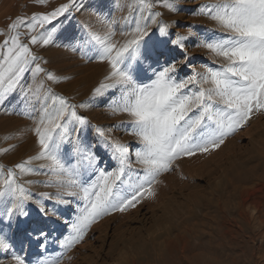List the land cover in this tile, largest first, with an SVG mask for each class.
Wrapping results in <instances>:
<instances>
[{
  "label": "snow or ice",
  "instance_id": "snow-or-ice-1",
  "mask_svg": "<svg viewBox=\"0 0 264 264\" xmlns=\"http://www.w3.org/2000/svg\"><path fill=\"white\" fill-rule=\"evenodd\" d=\"M33 3L45 10L12 19L0 41V107L16 97L23 105L17 114L31 122L37 145V151L20 162L0 163V221L12 223L28 216L30 202L48 215L56 210H49L46 200L54 198L57 205L67 206L70 198L80 199L83 207L69 235L60 241L62 251L39 261L61 264L71 259L68 250L83 241L94 220L153 196L161 174L173 171L181 157L220 148L251 117L264 114V0H211L198 5L193 15L205 16L214 25L200 37L193 31L195 25L173 36L171 29L178 22L160 19L162 13L155 9L179 11L178 0H131L127 14L99 18L97 30L83 26V38L71 51L79 52L85 62L107 64L108 71L92 88L89 100L116 93L108 103L111 115L126 118L110 127L91 125L80 114L78 109L88 107V101L73 103L48 86L65 77L46 68L47 61L33 47L55 43L57 22L78 10L81 0H66L50 10L49 0ZM115 7L122 10L124 5L116 0ZM153 26L167 38L171 46L167 52L158 53L148 45ZM192 38H197V48L207 50L211 63L198 67L189 63L187 42ZM160 55L166 58L161 61ZM184 68L188 73L182 76ZM89 127L92 143L86 139ZM114 129L124 131L135 144L116 138ZM98 149L108 154L114 166H101ZM26 176L46 179H23ZM32 184L55 192H40L34 199L36 194L27 187ZM47 236L40 231L36 238ZM40 247L46 249V244ZM10 249L0 231V251ZM11 260L26 264L15 253Z\"/></svg>",
  "mask_w": 264,
  "mask_h": 264
},
{
  "label": "rangeland",
  "instance_id": "rangeland-1",
  "mask_svg": "<svg viewBox=\"0 0 264 264\" xmlns=\"http://www.w3.org/2000/svg\"><path fill=\"white\" fill-rule=\"evenodd\" d=\"M64 2H66V0H49L48 10ZM115 2L116 0H81L82 6H78V10H74L69 16L57 22L56 26L58 28V33L55 37V43L45 47L33 46L34 50H37L39 55L47 61L44 65L46 68L53 71L58 76L65 77L58 80L56 83L48 82V86L53 88L55 92L69 97L73 103L88 101L89 106L80 108L78 111L80 114L87 117L91 125H100L103 127H110L118 120L126 118L123 114L111 115L108 103L112 97L116 95L114 92H110L105 97L89 100L92 88L95 87L106 74L108 66L106 63L96 60L85 62L81 58L79 52L71 51V46L77 40L83 38V26L86 25L92 30H97L101 28L99 18L104 16L111 18L112 15L122 16L127 14V4L131 2V0H121V3L124 5L122 10H117ZM207 2L210 1L178 0L177 7L179 11L173 12L162 7H157L155 10L162 13L160 19L165 23L172 21L178 22L171 29L173 36L176 32H186L188 26L195 25L196 27L193 28V31L200 37L206 33L207 29L214 27V25H210L211 21L207 17L193 15V13L197 11L198 5ZM42 10L45 9L36 6L33 0H0V41L5 38L7 25L12 19L19 15L28 16L34 11ZM117 39H119V36H117ZM146 39L148 45L152 46L158 53L167 52L171 47L167 42V38L159 36L158 29H156L155 26H153L151 35ZM196 42L197 38L190 39L187 42V51L192 57L189 63L192 66L198 67L202 63H209V53L205 49L197 48L195 46ZM178 51V49L174 50V52ZM165 58V55L159 56L161 61ZM175 58L180 59L182 57L176 55ZM187 73L188 69L184 68L181 70L180 74L183 76ZM22 107V104L16 102L15 96L0 107V163L8 166L26 159L37 151L35 137L30 131L31 122L23 115L17 114ZM261 122L264 123V118H262ZM248 127L249 125H246L240 129L242 133H240L241 140L238 137L237 139L239 142L237 139L234 141L236 145L235 150H257L258 148L259 150H264V142L263 144L261 143V145H263L262 147L260 143H249L251 142L248 139L249 136L243 133L245 131L244 128L246 129ZM113 135L120 140L130 141L132 144H135V141L120 129H114ZM229 137L231 139L233 136L230 135ZM86 139L89 143L94 142L91 127H89L87 131ZM12 145H14V147L10 148L9 151H2ZM97 151L101 156L102 167L107 165L111 168L114 166L113 162L107 157V153L102 149H98ZM33 163L39 164L42 163V161H35ZM170 172H167V175L165 173L161 175H165L163 178L167 180L170 178ZM23 179L44 180L46 177L26 176L23 177ZM251 183L252 182L246 186V188L248 187V193L245 197L247 196L246 199L252 202L253 205H256V202L259 203L262 200L264 201V188L259 185H252L253 183ZM189 185H193L192 187L194 190L191 189V191H195V189L198 190V187L199 190L202 189L206 183L204 179L200 178L191 182V184L189 183ZM27 187L36 194L34 195V199H39L38 194L40 192H55L54 188H47L43 184H32ZM170 187L169 189L171 191L172 184H170ZM253 189L254 193H252ZM224 190L223 197L227 198L231 191L229 187H226ZM224 192L226 194L225 196ZM226 192L229 193L227 194ZM236 197L239 198L238 193ZM153 198L152 196H145L140 199L135 207H129L124 210L125 212H110L94 220L89 225L83 241L68 250L67 256H70L71 259L65 258L61 261V264H117L118 261H116L117 259L115 258H118L117 256L122 252H127V254L128 252H130V254L136 252L138 253V259L144 262V257L148 256L149 253L150 255L153 252L155 253L156 250L154 249H156V246H158L163 239L159 234L163 225L166 226L162 218H170L171 213L178 210L176 207L177 203H174L170 207L171 210L166 208L165 212L164 208H162L165 200ZM70 199L72 202L67 206L57 205L54 198L45 201V206L49 210L55 209L57 211L56 214L49 211L48 215H44L39 211L35 203L30 202L26 207L29 213L28 216L18 217L12 223L0 221V231L7 236L8 242L11 244V249L7 253L0 251V260H3L4 264H14L11 260V255L15 253L23 257L26 264H39L42 257L52 256L62 251L60 248V241L63 240L65 236L69 235L70 225L74 217L78 214L79 208L83 207V202L80 199ZM244 209H246V213L247 210L249 211L247 207ZM246 213L244 212V217L249 218ZM234 217L237 219V224L242 223L239 212H236ZM249 219L247 221L250 226L249 224L246 226L241 224L244 229L242 237H244V239L246 238L245 240L247 241H251V239L248 240V235H252L255 238L256 235L254 234L258 233L257 231H251L253 221ZM40 231L48 233L46 240L44 238H36ZM154 237L155 239H153ZM156 237L158 238L156 239ZM40 244H46V249H42ZM120 249H122V252H120Z\"/></svg>",
  "mask_w": 264,
  "mask_h": 264
},
{
  "label": "bare ground",
  "instance_id": "bare-ground-1",
  "mask_svg": "<svg viewBox=\"0 0 264 264\" xmlns=\"http://www.w3.org/2000/svg\"><path fill=\"white\" fill-rule=\"evenodd\" d=\"M210 25H213L212 21ZM208 60L211 63L209 55ZM262 118L264 114L257 113L246 124L249 127L244 128L243 133L249 136V143L263 144ZM240 133L238 129L231 139L228 136L220 148L209 153L181 157L175 163L174 171L170 172L169 179H164L165 175L159 177L160 182L155 186L152 197L165 200L164 211L166 208L171 210L174 203H177L178 210L171 213L170 218H162L166 226L163 225L158 233L163 239L154 249L155 253H151L152 256L150 253L145 256V253L143 262L138 259V253L127 254L120 249L123 254L119 253L115 258L117 264H264V201L253 205L245 197L248 193L246 186L250 182L264 188V150H235L234 141L238 137L241 140ZM200 178L205 180L206 185L191 191L194 189L189 183ZM226 187L231 191L226 192L230 194L227 198L223 197ZM246 207L249 209L247 213ZM236 212L242 218L241 224L248 225L249 218L253 221L251 231L258 233L254 234L255 238L247 236L251 241L242 237L244 229L236 223ZM244 212L249 218L244 217Z\"/></svg>",
  "mask_w": 264,
  "mask_h": 264
}]
</instances>
